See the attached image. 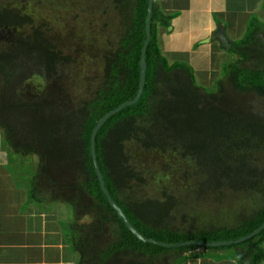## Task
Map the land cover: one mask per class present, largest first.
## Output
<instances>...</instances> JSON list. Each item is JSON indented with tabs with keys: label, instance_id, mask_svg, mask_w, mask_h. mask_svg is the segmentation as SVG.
<instances>
[{
	"label": "trees",
	"instance_id": "1",
	"mask_svg": "<svg viewBox=\"0 0 264 264\" xmlns=\"http://www.w3.org/2000/svg\"><path fill=\"white\" fill-rule=\"evenodd\" d=\"M29 1L60 13L65 9V29L68 21L75 22L63 35L64 46L86 42L83 50L91 55V66L74 76L88 85L80 93L76 86L70 90L64 85L62 68L71 65L73 56L55 45L48 22L36 21L28 8L0 3V28L17 30L14 41L0 44V158L8 161L10 174L32 204L58 203L71 209L74 221L67 228L74 237L67 229L65 239L79 256L78 264H161L170 252L182 256L176 261L181 264L191 251L200 253L185 260L224 249L238 250L236 264H262L264 230L238 245L176 246L231 243L264 225V21L256 14L250 17L245 34L226 51L235 58L221 65L211 90L196 83L188 62L170 63L161 54L157 29L169 26L173 14H164L157 0ZM149 4L145 82L140 88ZM80 25L113 33L96 47L97 38L75 36ZM33 65L40 72H33ZM23 67L34 78H28L30 90L18 79ZM92 143L108 197L143 240L128 230L103 195ZM138 155L162 161L163 175L180 172L184 164L188 171L181 179L188 187L165 183L161 198L152 196L146 169L137 166ZM28 160L35 161V168L28 170L23 164ZM228 193L239 196L238 207L246 200L248 207L244 216L221 224L218 212L227 213L226 205L237 198L223 203ZM192 204H217L215 224L202 211L185 208ZM90 215L88 224H79Z\"/></svg>",
	"mask_w": 264,
	"mask_h": 264
},
{
	"label": "crops",
	"instance_id": "2",
	"mask_svg": "<svg viewBox=\"0 0 264 264\" xmlns=\"http://www.w3.org/2000/svg\"><path fill=\"white\" fill-rule=\"evenodd\" d=\"M160 10L173 17L169 26H158V46L170 62L186 61L197 84L210 88L230 54L212 36L223 25L231 41L240 39L247 15L256 13L250 0H157ZM241 9L240 15L238 10ZM209 40L207 41L206 39ZM198 76L202 80H198ZM217 76V77H216ZM0 158V264H78L79 256L65 239L66 206L50 210L32 204ZM64 209V210H63ZM181 264H206L204 257ZM189 257H192L191 255ZM194 257V255H193ZM211 264H235L211 261ZM209 263V264H210ZM264 264V262H262Z\"/></svg>",
	"mask_w": 264,
	"mask_h": 264
},
{
	"label": "rangeland",
	"instance_id": "3",
	"mask_svg": "<svg viewBox=\"0 0 264 264\" xmlns=\"http://www.w3.org/2000/svg\"><path fill=\"white\" fill-rule=\"evenodd\" d=\"M59 1L66 2L68 4H75V0H58V2ZM71 2H74V3H71ZM0 3L2 5L4 4L5 6L16 7L18 9L25 8L26 11L30 10L31 15L34 16L36 21H38L40 18H43L45 20V22L49 23V25L51 27L50 30L52 33V39H53V42L55 43V45H57L59 48L63 49L65 54L70 53L71 56H73V59H72L73 62H71V65H65L62 68V73H63V77H64V85H68L70 87V90H73L74 86H76L75 92L80 93V91H81L80 87L87 86L88 81H86L84 84L81 85V82H79L77 77L74 76V72L81 73L82 69L88 71L89 67L91 66L89 64V60H90L89 57H91V55L86 50H83L87 46L86 42L80 43L79 45H77L78 41H75L76 44H73L71 46L66 45V47H68L69 49H67L64 46V39H63L64 36L63 35H65V33H67L68 29H71V27H73L75 25V22L70 20L67 23V26H66L67 28L65 29L63 27L61 18H63V14H65L67 11L65 9H62L61 10L62 14H61L59 12L60 10L59 9L56 10L54 7L53 8L48 7L47 9H43L40 6V3H39V5H35V4H32V2H30L29 0H1ZM251 4H256L253 7V9L256 11V13L252 12L251 14L247 15L246 24H245L244 28H242V30L239 32L240 33L239 38L240 37L242 38V36L247 31L248 23H249L250 17L252 15L256 14L259 20L264 21V0H250V5ZM27 8H28V10H27ZM48 12L50 14H48ZM238 12L240 15L241 9H239ZM64 20H67V18H65ZM75 21H77V20H75ZM16 32H17V30H15L14 28H11V27L0 28V44H2L4 41H7V42L14 41L15 40L14 38H16V35H15ZM111 33H113V31L111 29H107L104 32H102V31L96 30V29L93 30V27H90V26L87 27L85 25H80V27H78V29H77V35H75V36H77L78 38L84 37V39L95 38V40H96V38H97L98 44L96 45V47H100V46H102L104 39H106L108 36H110ZM233 58H235V57L233 55H230L227 62H230ZM32 67H34V65ZM23 68L20 69L21 75L19 76L18 79L21 81L22 86L24 84L26 90H30L33 87L30 84V82L34 78L29 76L31 73L29 71V67L26 69L25 68L23 69ZM32 69H33V72H35V73H37L38 71L40 72V68H38V67H34ZM87 76H88V74L85 75V77H84L85 79H83V80H86ZM218 77H219V75H218ZM218 77H217V79H218ZM198 80L199 81L202 80V77L198 76ZM209 89H211V90L214 89V85H212ZM1 138H2V136H1V132H0V140H1ZM2 154L4 155V153H2ZM136 162H137V166L139 169H146V171H145L146 179L148 182V186L150 187V191H152L149 193L154 197L161 198L160 188L162 187V184H165V183L172 184V185L176 186L178 189H181L180 186H184L183 187L184 189L186 187H188V186L182 184L183 180L181 179L183 172L188 171V168L186 166H184V164L181 166L180 172H179V169H177V170H172L167 175H163V164L164 163L162 161H159L158 158H152L150 155H138V156H136ZM34 163H35V161L28 160V161L24 162L23 164L26 167H28V170H30V169L35 168ZM31 167H33V168H31ZM11 170H12V168L9 169V171H11ZM21 182L24 183V181H22V180H21ZM48 195H50V194H48ZM174 195H176V193H174ZM226 195H225L226 199L223 201V203L226 201L229 203L233 202V200L237 197L236 201H234L233 204H227L226 205L227 213H224V211L222 213L218 212V217L216 216L217 211L215 210V207L218 206L217 204H215L216 205L215 207H213V206L210 207V205L208 206V204H204V205L199 204L200 206L197 207L198 204H192L189 207L187 206L185 208L186 209H192L194 211H202V214L207 216V218H208L207 221L210 220L209 223L211 226H213L215 224V222L211 223L213 220V217L219 218L216 220H217V222H220L221 224L224 223V219H228L229 221L234 222L237 219H239L240 217L245 215L244 209H246L248 207V203H247L248 201L246 200L245 202L240 203L239 207H238L237 206V204H238L237 200L239 199V196H236L232 193H228ZM42 198L43 197H40L39 199H42ZM46 199H47V197H46ZM209 200H210V202L213 201V196H211V198ZM54 205L57 206L59 204L58 203H56V204L46 203V205H45L44 202H41L42 208L46 209V210L47 209L50 210ZM64 206H66V205H64ZM223 206L224 205L222 204V206H221L222 209H224ZM56 209H60V212L63 215L62 207L57 206ZM245 212H247V210ZM66 214H67L66 217L68 216V219L65 220L66 223L63 226H64V230L67 231V229H69V228H67V226L69 227L71 222L74 221V216L72 214L71 209L68 206H66ZM90 219H92L91 215L89 217H85L84 220L81 219L79 224L80 225L88 224L90 222ZM83 221L86 223H82ZM217 226H218V224H217ZM217 226H214V227H217ZM67 232H68L69 236L72 235L74 237V234L70 231V229ZM202 252L205 254L204 259L208 260L206 264H209L211 261L218 262V261H230V260H234V262L236 264V261L234 258L238 254L237 249H234V250H227V249L209 250L206 252L205 251H202ZM198 253H200V251L195 250V252L191 251L189 253H186L185 256L188 257L190 255L191 256L198 255ZM181 258H182V256L180 257L179 255L176 254V252H170L168 255L163 256L161 258L162 259L161 264H176L177 263L176 261H178Z\"/></svg>",
	"mask_w": 264,
	"mask_h": 264
},
{
	"label": "water",
	"instance_id": "4",
	"mask_svg": "<svg viewBox=\"0 0 264 264\" xmlns=\"http://www.w3.org/2000/svg\"><path fill=\"white\" fill-rule=\"evenodd\" d=\"M150 1L151 0H149V2ZM151 15H152V5L149 4L148 5L147 14H146V19H145V27H146V36L147 37H146V39H145V41H144V43L142 45V52H141V57H140V88H142V86H143V84L145 82V61H144V53L145 52L144 51H145L146 44L148 42V35H149V27H150ZM212 38L213 39H216V41L219 43L220 47L223 50H226V51L229 50V48H230V46L232 44V41L226 35V31H225V28H224L223 25L219 26L218 30L215 32V34L212 36ZM206 40L208 41L209 38L206 39ZM118 110H119V108L116 109V110H114V111L109 112V114L107 115V117L111 116V114H113V113H116ZM104 120L100 121V123L98 124V127L102 124V122ZM91 147H92V152H91L92 162H93L94 170H95V173H96V176H97V179H98V182H99V186H100V189H101L103 195L106 197L107 202L110 204V206L113 208V210L119 216V218L126 223V225L128 227V230L132 234H134L135 237L138 240H143L139 235L136 234V232L133 230V228L128 225V223L126 222L125 217L121 214V212L119 211V209L114 205V203L108 197L107 191H106V189L104 187V184L102 182V177H101V175L99 173V170H98V167H97V163L95 161V154H94V149H93V143L91 144ZM262 230H264V225L260 229L254 231L247 238H243V239H240L238 241L231 242V243L219 242V243H212V244H204V243H196V242H185V243H181L180 245H178L176 247L178 248V247H186V246L195 245V246L200 247V248H202V247L220 248V247L227 246V245H238L239 243H242V242L251 240L252 238L256 237L258 234H260V232ZM146 242L147 243H151L153 245H156L158 247L168 248L169 249V246L168 245H165V244H160L158 242H148V241H146Z\"/></svg>",
	"mask_w": 264,
	"mask_h": 264
},
{
	"label": "clouds",
	"instance_id": "5",
	"mask_svg": "<svg viewBox=\"0 0 264 264\" xmlns=\"http://www.w3.org/2000/svg\"><path fill=\"white\" fill-rule=\"evenodd\" d=\"M199 85V84H198ZM207 89H209V88H207Z\"/></svg>",
	"mask_w": 264,
	"mask_h": 264
}]
</instances>
